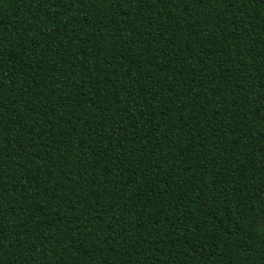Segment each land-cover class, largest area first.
<instances>
[{
  "label": "trees",
  "instance_id": "trees-1",
  "mask_svg": "<svg viewBox=\"0 0 264 264\" xmlns=\"http://www.w3.org/2000/svg\"><path fill=\"white\" fill-rule=\"evenodd\" d=\"M0 264H264V0H0Z\"/></svg>",
  "mask_w": 264,
  "mask_h": 264
}]
</instances>
